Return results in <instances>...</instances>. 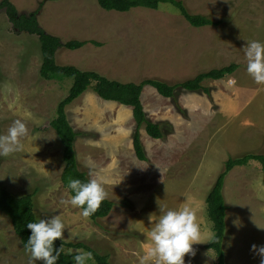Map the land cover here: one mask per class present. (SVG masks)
I'll use <instances>...</instances> for the list:
<instances>
[{
	"label": "rangeland",
	"instance_id": "1",
	"mask_svg": "<svg viewBox=\"0 0 264 264\" xmlns=\"http://www.w3.org/2000/svg\"><path fill=\"white\" fill-rule=\"evenodd\" d=\"M9 1L19 14H35L41 27L62 42L101 43L76 50L60 47L59 65L94 70L121 82L159 79L170 84L215 67L238 65L230 75L203 81L209 95L177 88L175 97L168 98L144 86L146 116L163 133L153 138L144 125L140 128L146 160L137 157L132 144L136 123L131 106L105 100L91 86L66 107L78 132L79 167L87 174L91 167L94 177H103L106 198L114 202L107 216L92 220L80 214V207L61 203L71 196L61 180L63 145L47 127L73 79L41 77L38 37L15 28L0 8V134L17 119L27 128L20 138L22 150L0 156V186L16 196L35 191L38 219L61 217L67 254L90 252L68 245L81 242L108 253L112 264H140L151 247L148 215L154 223L158 200L166 209L187 205L197 214L200 235L193 252L185 254V264H217L214 250L206 247L214 233L206 197L229 157L264 153V84L247 73L243 49L249 40L264 42V0H183L191 13L220 20L203 27L190 24L171 5L119 12L103 9L97 0ZM223 193L228 205L223 243L227 264H260L251 246L264 245L261 164L234 167ZM28 261L11 218L0 209V264ZM87 264H95L92 255Z\"/></svg>",
	"mask_w": 264,
	"mask_h": 264
},
{
	"label": "trees",
	"instance_id": "2",
	"mask_svg": "<svg viewBox=\"0 0 264 264\" xmlns=\"http://www.w3.org/2000/svg\"><path fill=\"white\" fill-rule=\"evenodd\" d=\"M99 5L105 10H115L127 12L133 8L158 9L163 5H171L177 9L185 19L195 27L206 25H218L220 20H214L208 15L191 13L183 0H97ZM0 8H4L6 15L13 26L21 31L36 35L40 42L42 64L40 75L45 79L52 77H71L73 83L69 93L63 98L58 106L56 116L49 122L47 127L53 128L60 137L63 145V159L65 166L61 175L63 185L66 187L69 178H78L81 181L87 180L88 174L79 167L75 150V141L78 132L70 124L66 107L75 99L81 96L88 87L93 86L97 94L108 101H115L132 107V114L136 126L133 133L132 144L137 157L140 160H146L143 144L141 142L140 128L144 125L148 135L153 138H162L163 133L158 123L150 121L144 110L141 100V94L144 86L151 85L156 91L168 98L175 97V90L183 88L190 91L201 90L205 94H210V89L203 85L205 79H220L225 75L232 74L237 68V64L231 63L220 68H212L208 71L198 73L195 77L176 82L167 83L159 79H144L139 83L121 82L102 75L94 70H82L74 65H59L56 61V53L60 47L69 50H76L88 43L101 45L96 40L70 39L62 42L60 37L47 33L39 24L35 14H19L16 7L9 0H1ZM251 161H258L264 172V153H247L239 157H229L218 174L212 188L206 197L207 215L213 224V236L206 245L207 248L214 250L217 264H227L226 252L223 247L225 234L227 230V210L228 205L223 193L225 179L229 172L236 166L247 165ZM72 195L70 189H68ZM34 192L26 193L20 196L12 194L5 187L0 186V209L3 210L12 220L15 233L21 240L23 246L26 244L30 229L26 227L27 223L36 221L38 218L35 213ZM114 207V202L105 198L97 210L89 216L92 220H97L107 216ZM62 244L60 239L54 242V246L59 247ZM75 248H86L95 259V264H112L108 253H101L88 247L81 242L68 243ZM56 264H72V256L64 251L61 252Z\"/></svg>",
	"mask_w": 264,
	"mask_h": 264
},
{
	"label": "clouds",
	"instance_id": "3",
	"mask_svg": "<svg viewBox=\"0 0 264 264\" xmlns=\"http://www.w3.org/2000/svg\"><path fill=\"white\" fill-rule=\"evenodd\" d=\"M243 49L247 61V73L257 84H264V42L249 40ZM26 135L25 123L20 119L14 120L6 134H0V156H8L21 151L23 145L20 143V138ZM88 176L89 178L85 181L69 178L66 187L71 190L72 195L69 199L61 201L64 204L80 207V214L86 218L97 210L107 195L104 178L94 177L91 167ZM157 204L159 216L154 223L152 214L148 215L151 225L149 232L151 247L141 257L140 264H146V262L185 264V254L193 252L192 245L198 242L200 235L197 214L187 205L166 209L159 200ZM26 227L31 232L24 245L26 253L29 254L28 264H35L37 261L42 264H56L64 242L65 224L61 217L54 215L48 219L40 218L27 223ZM58 239L62 240V244L56 247L54 242ZM251 248L261 257L260 264H264V245L253 244ZM90 259V252L78 249L72 256V264H87Z\"/></svg>",
	"mask_w": 264,
	"mask_h": 264
}]
</instances>
